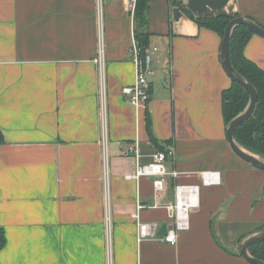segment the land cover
Here are the masks:
<instances>
[{"label":"crops","instance_id":"crops-1","mask_svg":"<svg viewBox=\"0 0 264 264\" xmlns=\"http://www.w3.org/2000/svg\"><path fill=\"white\" fill-rule=\"evenodd\" d=\"M129 3L0 0V264H252L239 241L264 229V171L226 137L222 95L232 80L222 37L183 10L176 21L169 0H150L155 73L150 101L137 109L122 93L136 73ZM227 12L264 28V0H232ZM244 54L264 69V38L253 35ZM136 142L140 159L124 157L122 146ZM158 150L182 173L163 203L177 183L200 184L205 171L222 177L201 187L191 229L175 245L137 241L138 222L158 223L159 238L170 226L166 209L151 208L153 180L135 178Z\"/></svg>","mask_w":264,"mask_h":264},{"label":"built area","instance_id":"built-area-1","mask_svg":"<svg viewBox=\"0 0 264 264\" xmlns=\"http://www.w3.org/2000/svg\"><path fill=\"white\" fill-rule=\"evenodd\" d=\"M137 0H129V9L132 13L135 11ZM157 51H142L138 41L134 38L131 50L133 62L135 64L136 73L134 83L125 86L122 89L123 95L127 101L139 109L147 106L151 98V82L150 77L154 75L153 53ZM102 64V62H101ZM105 86L102 81L101 85V103L102 110H105ZM106 128L103 131L104 156L107 161V134ZM122 154L124 157H134L140 159L139 143L128 144L122 146ZM173 155V151H169ZM167 153L165 151H156L152 155V160L148 164H138L135 171V178H151L153 180L154 202L151 208H164L169 213L170 226L165 237H158L159 224L138 222L137 241L160 240L171 245L178 242L180 234L191 229V213L200 208V191L202 186H218L222 184L221 173L218 171H205L200 173V184H176L174 186V198L172 201L163 203L162 199L167 194L170 187V180H178L182 173L177 170H169L167 167ZM106 200L108 196L106 195ZM109 203H107V223L110 221ZM145 206L138 204V211Z\"/></svg>","mask_w":264,"mask_h":264},{"label":"trees","instance_id":"trees-1","mask_svg":"<svg viewBox=\"0 0 264 264\" xmlns=\"http://www.w3.org/2000/svg\"><path fill=\"white\" fill-rule=\"evenodd\" d=\"M169 1L173 6L181 8L187 17L198 26L218 33L222 39L230 21L240 17L239 14L198 17L186 8L182 0ZM149 3L150 0H137L134 11L135 39L144 52L149 48L150 39V34L146 31ZM253 35L245 26H238L234 29L231 39V62L236 71L257 89L259 95V101L253 115L237 129L235 139L244 149L264 159V69L244 54L245 47ZM249 100V95L243 87L232 81L231 87L226 89L222 95V113L226 127L247 108ZM147 125L151 131L149 118ZM151 140L157 147L159 146L152 134ZM3 142L4 136L0 130V146ZM242 240L240 239L239 242ZM5 243L4 232L0 228V250L5 246ZM249 252L254 258L264 261V241L251 246Z\"/></svg>","mask_w":264,"mask_h":264},{"label":"water","instance_id":"water-1","mask_svg":"<svg viewBox=\"0 0 264 264\" xmlns=\"http://www.w3.org/2000/svg\"><path fill=\"white\" fill-rule=\"evenodd\" d=\"M232 0H188L185 5L194 15L198 17H212L219 15H233L227 12L229 3ZM174 14L176 21L183 16L181 8H175ZM238 26H245L254 35L264 38V28L250 18L237 17L230 21L225 30L221 45V60L222 66L226 74L232 81L239 83L249 95V104L247 108L234 118L226 127V137L232 151L244 162L255 169L264 171V159L244 149L235 139V132L237 129L251 118L258 101L259 95L257 89L249 83L243 76H241L234 68L230 59V47L233 31ZM264 241V229L251 237L243 239L239 244V252L252 264H264V261L251 256L249 248L255 244Z\"/></svg>","mask_w":264,"mask_h":264}]
</instances>
